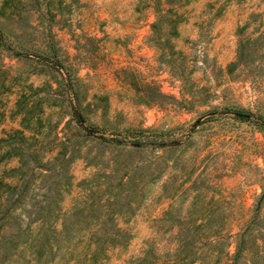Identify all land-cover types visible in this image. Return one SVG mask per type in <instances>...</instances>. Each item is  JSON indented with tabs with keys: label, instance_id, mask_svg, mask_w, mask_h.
<instances>
[{
	"label": "rangeland",
	"instance_id": "1",
	"mask_svg": "<svg viewBox=\"0 0 264 264\" xmlns=\"http://www.w3.org/2000/svg\"><path fill=\"white\" fill-rule=\"evenodd\" d=\"M176 12L172 32L154 0H0V135L36 97L73 153L63 207L134 174L128 240L100 264H264V0ZM150 81L161 103L136 95Z\"/></svg>",
	"mask_w": 264,
	"mask_h": 264
},
{
	"label": "trees",
	"instance_id": "2",
	"mask_svg": "<svg viewBox=\"0 0 264 264\" xmlns=\"http://www.w3.org/2000/svg\"><path fill=\"white\" fill-rule=\"evenodd\" d=\"M180 4L181 0H154V28L165 24L174 32ZM263 22V18L256 21ZM243 42L238 61L246 54ZM136 95L146 103H161L167 97L154 81L144 82ZM38 104L36 97L25 101L20 95L13 110L19 126L0 135V161L17 162L0 170V264H100L108 249L128 240L119 219L129 211L131 202L123 185L131 183L134 174L121 175L119 186L110 175L103 181L97 175L85 187L86 178L80 182L83 192L63 207V194L72 185L73 153L67 154L48 114L43 122L46 111Z\"/></svg>",
	"mask_w": 264,
	"mask_h": 264
}]
</instances>
